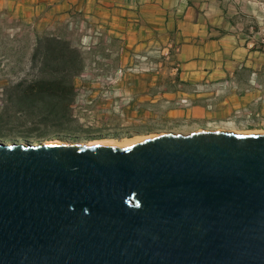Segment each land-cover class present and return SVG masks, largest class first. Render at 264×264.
Returning a JSON list of instances; mask_svg holds the SVG:
<instances>
[{
    "label": "water",
    "instance_id": "1",
    "mask_svg": "<svg viewBox=\"0 0 264 264\" xmlns=\"http://www.w3.org/2000/svg\"><path fill=\"white\" fill-rule=\"evenodd\" d=\"M0 264H264V131L0 141Z\"/></svg>",
    "mask_w": 264,
    "mask_h": 264
},
{
    "label": "crops",
    "instance_id": "2",
    "mask_svg": "<svg viewBox=\"0 0 264 264\" xmlns=\"http://www.w3.org/2000/svg\"><path fill=\"white\" fill-rule=\"evenodd\" d=\"M3 4L22 20L47 24L75 11L94 34L114 39L126 61L162 54L164 75L146 80V93L137 95L158 109L150 116L196 127L264 129V46L258 44L264 0H0Z\"/></svg>",
    "mask_w": 264,
    "mask_h": 264
},
{
    "label": "rangeland",
    "instance_id": "3",
    "mask_svg": "<svg viewBox=\"0 0 264 264\" xmlns=\"http://www.w3.org/2000/svg\"><path fill=\"white\" fill-rule=\"evenodd\" d=\"M19 17L7 5H0V141L126 142L152 134L229 130L196 127L160 114L150 116L149 112L158 113V109L137 95L146 93V80L153 81L159 73L164 75L165 59L159 52L135 55L132 61H126L118 53L114 39L94 34L75 11L64 20L48 24ZM45 36L61 41L72 51L64 59H76V65L81 64V70L72 78V95L64 94L59 100L51 98L47 109L50 113L35 97L29 107L17 104L21 93L6 88L17 81L48 77L62 68L54 53L44 56L39 50L32 55L36 37ZM151 90L156 92L157 88Z\"/></svg>",
    "mask_w": 264,
    "mask_h": 264
},
{
    "label": "trees",
    "instance_id": "4",
    "mask_svg": "<svg viewBox=\"0 0 264 264\" xmlns=\"http://www.w3.org/2000/svg\"><path fill=\"white\" fill-rule=\"evenodd\" d=\"M35 42L36 44L32 53L33 56H35L39 50H42L44 56L54 53L57 57L58 63L62 65V68H57L55 71H52L51 75L48 77H34L29 82L25 80L17 81L13 85L6 86V88H14L16 92L21 93V97L16 100L17 104L29 107L34 101L32 97H35V99H39L35 101H39V103L44 106L42 108L47 110L51 98L59 100L64 94L72 95V78L81 70V64L78 63L76 65V59H64L67 52L72 51L67 50L68 47L62 45L61 41H56V39L52 37L45 36L36 37ZM44 65L45 63L42 65L43 70ZM54 106L55 104L52 105V108H54ZM48 113H50V111Z\"/></svg>",
    "mask_w": 264,
    "mask_h": 264
},
{
    "label": "bare ground",
    "instance_id": "5",
    "mask_svg": "<svg viewBox=\"0 0 264 264\" xmlns=\"http://www.w3.org/2000/svg\"><path fill=\"white\" fill-rule=\"evenodd\" d=\"M200 130H210V129H198V131H200ZM211 130H217L218 131V130H223V129H211ZM242 132H256V131H242ZM166 134H169V133H165V135ZM157 135H164V133H162V134H152V135H149V136H143V137H139V138H136V139H133V140H130V141H126V142H118V141H115V140H92V141H89V142H86V143H104V144H112V145H117V146H125V145H128V144L134 143L136 141H139V140H142V139H146V138H149V137H154V136H157Z\"/></svg>",
    "mask_w": 264,
    "mask_h": 264
},
{
    "label": "built area",
    "instance_id": "6",
    "mask_svg": "<svg viewBox=\"0 0 264 264\" xmlns=\"http://www.w3.org/2000/svg\"><path fill=\"white\" fill-rule=\"evenodd\" d=\"M258 44L264 46V27L261 29V37H260V39L258 41ZM184 104H186V102H184Z\"/></svg>",
    "mask_w": 264,
    "mask_h": 264
}]
</instances>
